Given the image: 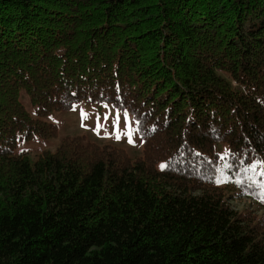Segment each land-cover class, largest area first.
<instances>
[{
    "label": "trees",
    "instance_id": "16d2710c",
    "mask_svg": "<svg viewBox=\"0 0 264 264\" xmlns=\"http://www.w3.org/2000/svg\"><path fill=\"white\" fill-rule=\"evenodd\" d=\"M83 101L128 112L140 160L19 150ZM251 165L264 0H0V264H264V227L231 205L264 203L215 182Z\"/></svg>",
    "mask_w": 264,
    "mask_h": 264
},
{
    "label": "rangeland",
    "instance_id": "374dc122",
    "mask_svg": "<svg viewBox=\"0 0 264 264\" xmlns=\"http://www.w3.org/2000/svg\"><path fill=\"white\" fill-rule=\"evenodd\" d=\"M118 114L119 123L116 124ZM47 121V125L51 124L56 127L55 137L25 142L19 146V150L30 152L31 159H36V154L45 150L53 152L59 139L65 136L77 140L82 138L92 144L95 149L120 155V158L125 160H140L143 156L142 143L135 122L128 116L126 123L124 112H118L106 104L83 101L73 105L68 111L54 113L47 118ZM129 126L132 129L133 143H129L128 136L125 134ZM117 131L121 134L119 140L115 138ZM223 150L222 146L218 148V151H221L220 155L223 154ZM231 205L236 211L250 219L260 220V225L264 227V210L259 209L254 201L241 198L232 202Z\"/></svg>",
    "mask_w": 264,
    "mask_h": 264
},
{
    "label": "snow or ice",
    "instance_id": "6c2138e0",
    "mask_svg": "<svg viewBox=\"0 0 264 264\" xmlns=\"http://www.w3.org/2000/svg\"><path fill=\"white\" fill-rule=\"evenodd\" d=\"M124 118H125V122L127 123L128 121V112L125 110L124 112ZM119 123V114L117 115V120H116V124ZM137 124H139V121H137ZM128 136V141L129 143H133L132 141V129L129 126V130L127 131V133H125ZM121 134L119 133V131H117L116 133V139L119 140L120 139ZM221 159H224V157H221ZM231 165H225V168H230ZM256 165H251L250 167L247 168H243L242 171L244 173V176L242 179H236L235 181L225 178L223 173L221 174V178L216 180L215 182L219 185L220 183H231V182H235L238 186H241L243 188L249 189V190H256V195L257 197L260 199V201L262 203H264V179L261 180H257L256 177L260 176L262 178H264V171H261L259 173H257L256 171ZM161 170H165L166 165L161 164L160 165Z\"/></svg>",
    "mask_w": 264,
    "mask_h": 264
}]
</instances>
